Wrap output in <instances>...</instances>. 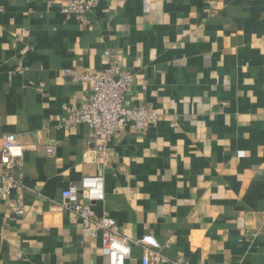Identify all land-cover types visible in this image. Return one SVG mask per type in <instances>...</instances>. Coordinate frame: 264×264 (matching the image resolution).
<instances>
[{
	"label": "crops",
	"instance_id": "crops-1",
	"mask_svg": "<svg viewBox=\"0 0 264 264\" xmlns=\"http://www.w3.org/2000/svg\"><path fill=\"white\" fill-rule=\"evenodd\" d=\"M63 3L0 0V139L25 146L20 190L0 194V264H108L60 206L86 175L128 239L152 232L190 264H264V0H106L83 23ZM108 52L133 77L125 104L159 118L98 157L89 125L64 123L91 89L65 71H100ZM144 256L133 244L125 264Z\"/></svg>",
	"mask_w": 264,
	"mask_h": 264
},
{
	"label": "built area",
	"instance_id": "built-area-1",
	"mask_svg": "<svg viewBox=\"0 0 264 264\" xmlns=\"http://www.w3.org/2000/svg\"><path fill=\"white\" fill-rule=\"evenodd\" d=\"M62 13L66 19L87 22L91 14L106 0H63ZM109 53V52H108ZM111 61L100 71L87 73L67 69L75 80L88 82L91 86L85 105L73 110L64 121L67 127L80 122L89 125V137L95 142L98 157L107 155L113 137L131 123L137 129L146 131L149 125L159 118L158 111L151 106L128 107L126 94L133 82L132 74L127 71L113 54ZM19 73H22L21 69ZM43 86V83H40ZM52 147L49 148L51 150ZM25 146L18 143L15 134H7L0 139V194L11 197L19 191L24 177L23 158ZM104 199L102 177L86 175L81 181L71 183L62 191L60 206L77 215L83 225L90 228L93 235L102 237L103 248L108 253V264H125L132 253V245L144 248L143 264H190L184 257L168 259L161 252V245L152 232L141 238L130 240L123 235L117 221L107 214L97 215L93 204ZM19 213L23 203L18 199Z\"/></svg>",
	"mask_w": 264,
	"mask_h": 264
}]
</instances>
